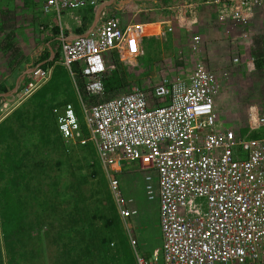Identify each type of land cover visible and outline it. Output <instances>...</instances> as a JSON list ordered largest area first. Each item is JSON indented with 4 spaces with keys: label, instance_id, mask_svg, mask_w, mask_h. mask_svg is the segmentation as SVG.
Returning <instances> with one entry per match:
<instances>
[{
    "label": "built area",
    "instance_id": "built-area-1",
    "mask_svg": "<svg viewBox=\"0 0 264 264\" xmlns=\"http://www.w3.org/2000/svg\"><path fill=\"white\" fill-rule=\"evenodd\" d=\"M98 2L44 0L42 12L58 19L60 64L78 106L76 111L67 103L52 113L64 142H92L122 221L138 212L118 177L127 164L143 176L145 198L158 207L160 258H146L128 229L135 264H264V106H251L242 126L224 125L215 108L218 76L204 60L199 35L191 39L186 73L154 76L146 89L132 87L88 104L104 94L115 58L121 63L139 58L146 38L159 34L157 23L122 26L118 18L106 17L87 35L66 39L62 16L96 8ZM206 3L217 6L218 21L239 26L264 7V0ZM171 24H164L163 34L172 31ZM41 66L37 61L30 66L19 97L49 80L51 68Z\"/></svg>",
    "mask_w": 264,
    "mask_h": 264
},
{
    "label": "rangeland",
    "instance_id": "rangeland-1",
    "mask_svg": "<svg viewBox=\"0 0 264 264\" xmlns=\"http://www.w3.org/2000/svg\"><path fill=\"white\" fill-rule=\"evenodd\" d=\"M160 1L162 0L157 3L163 6ZM172 2L173 7L182 5L181 0ZM43 3L44 0H0V126L6 132L4 143L0 144V154L8 159L5 161L3 157L0 158V171L3 173L0 176V200L1 190L8 188L12 198L21 205L25 228L17 241V251L23 253L22 264H70L68 255L61 246L60 235L63 229L70 230L78 220H81L83 226L94 216L89 228L95 231L98 238V233L105 235L107 231L99 216L107 215L113 202L92 142L66 143L61 137L59 140L49 111L45 109L40 116L38 110L29 104L33 94L49 82L53 69L51 68L49 80L30 96L19 97L18 87L13 93L9 92L18 83L17 80L15 84L17 77L14 79L13 73L21 76L28 64L38 63L41 55L37 52L44 53L47 38L54 35L47 21L50 20L53 26L58 23V19L42 12ZM147 3L151 4L150 1ZM204 5L197 11L196 23L192 24L191 29L186 23L185 30L179 28L178 21L183 19L181 15L185 16L184 22L192 20L191 13L185 14L178 8L151 12L152 16H159V19L163 17L162 20L172 22V31L163 34L162 25L155 26L159 34L145 40L143 53L139 58L127 63H121L115 58L113 65L110 63L112 67L108 74L118 71L126 82L117 93L106 94L94 102H102L132 87L146 89L154 76L186 73L192 63L190 39L198 34L202 36L206 61L219 80V92L215 99L218 116L225 126L229 122L244 125L251 106L264 105V66L257 65L264 60V8L259 9L255 16L257 18L250 20L248 24L228 28L229 25L215 24L212 7L210 12L207 10L211 5ZM77 13L75 11L74 15ZM141 14L143 13L139 15ZM144 16L135 21L145 23L147 18ZM61 22L63 26H68L74 20L63 15ZM132 23H135L134 20L128 18L124 26ZM55 46L58 48V42L54 44V48ZM235 58L238 59L237 62L234 61ZM68 78L71 81L69 76ZM7 79L8 85L5 83ZM70 88L67 93L55 99L54 103L62 102L69 95L78 108L72 82ZM84 137L88 139V133H84ZM13 167H16L17 173H14ZM131 175L133 174H126L122 181L128 188L133 187L130 184ZM128 176L131 177L127 179ZM124 193L127 196L128 192ZM73 204L79 207L78 215L70 217L67 212H62L65 207L71 210ZM156 205L154 202L145 205L146 208L137 206V216L126 221L119 218L128 249L127 259L118 254L116 261L115 257L117 264H129L130 260L135 264L128 242V229L135 235L138 249L144 256L152 257V260L160 258ZM149 209L152 211L150 214L147 212ZM60 212L59 220L56 215ZM80 237L86 240L90 238L85 234L77 236L79 244ZM117 242L118 238L110 244L112 254ZM92 250L89 256L91 261H85L84 264H102L104 250L100 253L98 244Z\"/></svg>",
    "mask_w": 264,
    "mask_h": 264
},
{
    "label": "trees",
    "instance_id": "trees-1",
    "mask_svg": "<svg viewBox=\"0 0 264 264\" xmlns=\"http://www.w3.org/2000/svg\"><path fill=\"white\" fill-rule=\"evenodd\" d=\"M52 33L55 35L58 34V27H54L52 30ZM78 33H81V30L78 31ZM52 48V46L50 47ZM53 58L50 59L51 53L47 50L44 53L41 54L38 63H42V68H52V76L45 84L42 86L38 91H36L31 99L29 100V104L33 106V108L38 110V115L42 116L43 111L48 110L50 115L53 117L54 123H55V117L52 113V110L58 107L63 106L67 103H74V99L70 98L69 95L66 96L62 102L54 103L55 99H57L59 96L67 93V90H71L70 88V82L68 78V72L66 69L60 64L61 57L58 51L53 48ZM259 67L264 66V60L257 63ZM147 71V70H146ZM77 82L79 85H81V81L77 78ZM126 79L122 75L118 73V71L112 72L108 74L106 81L104 82V95L106 94H114L117 93L121 88H123V85L125 84ZM4 93L6 91H3ZM124 93V92H123ZM122 94V93H121ZM120 94H117L115 96L109 97L113 98ZM99 97L92 98L90 100H87L88 104L97 103L94 102L95 99H98ZM107 100V99H106ZM74 105V104H73ZM264 106V105H261ZM75 107V110L78 111V109ZM42 112V113H41ZM56 125V123H55ZM83 133L85 135L87 134L84 127H82ZM57 130V127H56ZM6 132L1 128L0 126V144H3L5 141ZM59 140L60 135L58 133ZM1 153V152H0ZM3 157L5 161L8 159L5 156ZM10 162V160H9ZM13 171H15L16 167H13ZM14 173H17L15 171ZM3 173L0 171V176L2 177ZM16 175V174H15ZM13 179V178H11ZM2 197L0 200V223H1V229L4 236V245H5V252H6V258H7V264H22L23 262V253L17 251V241L20 238V234L24 233L23 229L25 228V222H23L24 214L21 210V205L12 198L11 190L8 188L2 189ZM59 197L61 198L62 195L60 194ZM114 206V205H113ZM109 206L108 214L99 216L103 219V228L106 229L105 235L102 236V234H99V238L97 235H95V231H91L89 228L91 226L90 220L94 219L93 216L91 219H89L88 222L84 223L83 226H81V220H78L76 224L71 227L70 230L66 231L63 229L60 235V241L61 246L63 247V251L68 255V261L70 264H84L85 261H91L89 256L92 254L93 250L92 247L95 244L99 245L100 253L102 252V249L104 250L103 253V259L102 264H117L116 261L117 255L121 256L122 258H126L127 253V247L125 245V237L122 234V230L120 229V220L119 216L116 212L115 207ZM78 209L79 207L76 204H73L71 207V210H68V207H65L62 209V212H67V215L72 217L75 215H78ZM58 213L56 215V218L59 220L61 219V213ZM85 234L89 236L87 240L84 239V237H80L81 243L77 241V236ZM118 238L117 246L114 250V253H111L110 244H113V241ZM65 241H63V240ZM80 245V246H79ZM116 257V261H115ZM128 261V260H127ZM129 264H133V261L128 262Z\"/></svg>",
    "mask_w": 264,
    "mask_h": 264
},
{
    "label": "crops",
    "instance_id": "crops-1",
    "mask_svg": "<svg viewBox=\"0 0 264 264\" xmlns=\"http://www.w3.org/2000/svg\"><path fill=\"white\" fill-rule=\"evenodd\" d=\"M148 1H150L151 4L147 3ZM158 1L159 0H99L96 8L79 10V11H77L78 13L75 15H74L75 11L72 13H69V14H65V15H68L70 19L74 20V23L72 25L63 26V24H62V26L65 29V31H64L65 32V38L66 39H73V38H76L78 36L87 35L90 31L94 30V28L101 23L102 18H106V17H116L119 19L121 25L124 26L127 24L128 18L130 20L133 19L135 23H142V22H136L135 20H137L139 17L145 15L144 17L147 18V21L145 22V24L157 23L159 26L162 25L161 28L163 29L164 27H166L163 25L164 24L166 25L167 21L162 20L163 17L160 18L161 19L160 20L158 18L159 16H152V14H150V13L154 12V10L164 11V10H170L173 8H178L180 11L184 12L185 14L186 13L192 14V17H191V18H193L192 20L189 19L188 22H184L185 16L181 15L183 19H181V21L179 22V24L181 25V28L179 26L180 29L185 30L186 23H188L187 25H190V29H191L192 24L196 23L197 11L199 9H201L202 6H205L204 4L211 5V6H208L209 8L207 10H209V12H210V8L212 7V9H213L212 13L214 16V23L215 24H222V26L229 25L228 28L240 27L239 25H234L231 22H220V21H218L217 12H216L218 8H217V6H215L213 4H207L206 2L208 0H181L182 5H178V7L171 6L172 5L171 3H173L172 1H175V0H162V1H160L159 3H163L164 4L163 6L159 5L157 3ZM209 1H211V0H209ZM151 6H152V8H151ZM262 8H264V7H262ZM262 8H257L254 10L253 15L251 17V20L257 18L255 16L257 15L258 10L262 9ZM204 9H206V8H204ZM140 13H143V14L139 15ZM130 15H132V17ZM46 16H52L53 17V15H46ZM47 23H49L48 27L52 30L54 27H58L56 23H54L52 26L51 25L52 23L50 22V20L47 21ZM47 23H45V25H47ZM186 29H187V27H186ZM79 30H81V33H78ZM58 32H59V28H58ZM193 36H196V35H193ZM199 36L201 37L200 49H201V53L204 56L205 53H204V49H203V40H202V36L201 35H199ZM57 37H58V34H56V35L54 34L52 37H48L46 40L47 42L45 45L46 46L45 49H46V51L48 50L51 53L50 59L53 58L54 44H56L58 42ZM151 38H153V37H148L146 39H151ZM144 43H143V45H144ZM58 44H59V42H58ZM51 46H52V48H50ZM58 48H57V46H55V49L57 51H58ZM37 53H39L38 55L40 56L43 52L39 51ZM204 60L206 61L205 56H204ZM32 64H33V62L27 65V68L22 72L21 76L16 75L15 72L13 73V76H14L13 78L15 79L17 77V79L15 80V84H16L17 80H18V83L16 86L14 85L15 86L14 90L9 91L10 93L11 92L13 93L17 89L18 85L21 83L22 79L24 78V76L26 75V73L28 72V70ZM8 82L9 81L7 79L5 81V83L8 85ZM9 92L7 94H9ZM126 174H133V175H131L132 181L130 182V184H133L132 188H128V187L124 186V184H122L123 178L125 177ZM131 176H128L127 179H129ZM118 179H119L120 189H121L123 195L127 199L132 200L131 207L136 209L138 213H139V210H138L137 206L138 207H144L145 205L146 206L149 205V202L146 200L145 195H144V191H143V176L137 172L135 164L125 165L123 167V173H121L119 175ZM131 189H133V190H131ZM124 191L126 193L128 192L127 196L125 195ZM146 206H145V208H146ZM147 212H148V214H150L152 211H151V209H149V211H147ZM156 212H157V216H158V207H157ZM158 229H159V225H158ZM159 235H160V231H159ZM133 236H135V235L133 234ZM160 244H161V238H160ZM145 257L152 260V257H147L146 255H145ZM0 264H7V258H6L5 248H4V236H3L2 229H1V223H0Z\"/></svg>",
    "mask_w": 264,
    "mask_h": 264
},
{
    "label": "water",
    "instance_id": "water-1",
    "mask_svg": "<svg viewBox=\"0 0 264 264\" xmlns=\"http://www.w3.org/2000/svg\"><path fill=\"white\" fill-rule=\"evenodd\" d=\"M54 54V53H53Z\"/></svg>",
    "mask_w": 264,
    "mask_h": 264
}]
</instances>
